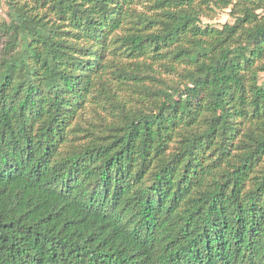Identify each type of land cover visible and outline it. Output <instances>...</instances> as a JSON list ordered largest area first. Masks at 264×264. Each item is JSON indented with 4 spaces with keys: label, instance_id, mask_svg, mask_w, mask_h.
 I'll return each mask as SVG.
<instances>
[{
    "label": "trees",
    "instance_id": "obj_1",
    "mask_svg": "<svg viewBox=\"0 0 264 264\" xmlns=\"http://www.w3.org/2000/svg\"><path fill=\"white\" fill-rule=\"evenodd\" d=\"M1 3L0 264H264V0Z\"/></svg>",
    "mask_w": 264,
    "mask_h": 264
},
{
    "label": "rangeland",
    "instance_id": "obj_2",
    "mask_svg": "<svg viewBox=\"0 0 264 264\" xmlns=\"http://www.w3.org/2000/svg\"><path fill=\"white\" fill-rule=\"evenodd\" d=\"M228 11L229 9L217 10L215 17L213 18L200 17L198 23L200 26L210 25V26L220 27L224 22L232 21V19L228 15ZM1 19L7 20L6 7L3 5V3L0 4V20ZM203 51L204 48L202 46L198 47L194 56L201 54ZM259 82H264V71L259 73Z\"/></svg>",
    "mask_w": 264,
    "mask_h": 264
}]
</instances>
